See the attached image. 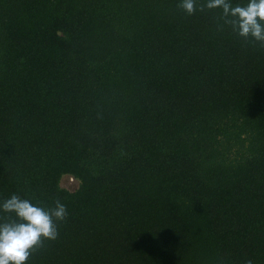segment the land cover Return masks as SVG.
<instances>
[{"label":"trees","instance_id":"trees-1","mask_svg":"<svg viewBox=\"0 0 264 264\" xmlns=\"http://www.w3.org/2000/svg\"><path fill=\"white\" fill-rule=\"evenodd\" d=\"M179 3L0 0V202L68 213L26 264H264V47Z\"/></svg>","mask_w":264,"mask_h":264},{"label":"clouds","instance_id":"clouds-1","mask_svg":"<svg viewBox=\"0 0 264 264\" xmlns=\"http://www.w3.org/2000/svg\"><path fill=\"white\" fill-rule=\"evenodd\" d=\"M178 7L187 15L197 11L220 10V20L244 40L264 47V0H247L233 4L231 0H206L197 7V0H180ZM0 264H26L32 254L44 247L45 241L59 236L58 223L67 218V208L60 200L51 208L32 203L12 194L0 202ZM246 264H252L248 260Z\"/></svg>","mask_w":264,"mask_h":264},{"label":"rangeland","instance_id":"rangeland-1","mask_svg":"<svg viewBox=\"0 0 264 264\" xmlns=\"http://www.w3.org/2000/svg\"><path fill=\"white\" fill-rule=\"evenodd\" d=\"M79 181L74 179V178H71V177H64V179L62 180V185L63 187H66L70 190H75L79 187Z\"/></svg>","mask_w":264,"mask_h":264}]
</instances>
